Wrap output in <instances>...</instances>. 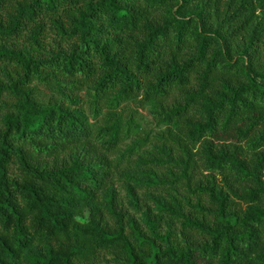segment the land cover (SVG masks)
<instances>
[{"label": "trees", "instance_id": "obj_1", "mask_svg": "<svg viewBox=\"0 0 264 264\" xmlns=\"http://www.w3.org/2000/svg\"><path fill=\"white\" fill-rule=\"evenodd\" d=\"M0 264H264V0H0Z\"/></svg>", "mask_w": 264, "mask_h": 264}]
</instances>
